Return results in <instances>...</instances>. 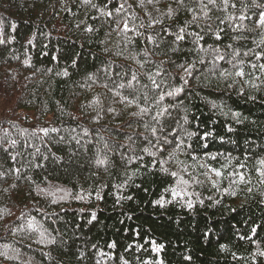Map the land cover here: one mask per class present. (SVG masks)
Masks as SVG:
<instances>
[{
    "label": "trees",
    "instance_id": "trees-1",
    "mask_svg": "<svg viewBox=\"0 0 264 264\" xmlns=\"http://www.w3.org/2000/svg\"><path fill=\"white\" fill-rule=\"evenodd\" d=\"M262 16L0 0V264H264Z\"/></svg>",
    "mask_w": 264,
    "mask_h": 264
},
{
    "label": "snow or ice",
    "instance_id": "snow-or-ice-1",
    "mask_svg": "<svg viewBox=\"0 0 264 264\" xmlns=\"http://www.w3.org/2000/svg\"><path fill=\"white\" fill-rule=\"evenodd\" d=\"M121 7H122V6H121ZM260 22H261V24H264V16L261 17V21H260ZM125 27H127V25H125ZM178 39H183V36H179ZM262 67H264V66H262ZM237 74L242 76V75H243V72H239V73H237ZM169 95H171V93H169ZM261 163L264 164V161H262ZM216 175L219 176L220 173L217 172ZM262 175H264V173H262ZM173 194H174V195H177L178 193H176L175 190H173ZM158 203H161V204H162L163 201H158Z\"/></svg>",
    "mask_w": 264,
    "mask_h": 264
}]
</instances>
